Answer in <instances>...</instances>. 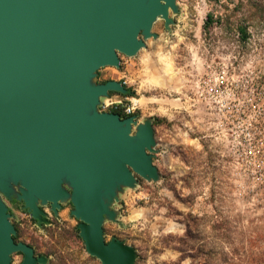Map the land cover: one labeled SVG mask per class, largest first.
<instances>
[{
    "label": "rangeland",
    "instance_id": "1",
    "mask_svg": "<svg viewBox=\"0 0 264 264\" xmlns=\"http://www.w3.org/2000/svg\"><path fill=\"white\" fill-rule=\"evenodd\" d=\"M176 4L173 22L166 26L159 17L156 37L134 56L120 54L119 67H101L94 78L125 82L131 94H110L134 101L139 121L152 119L159 171L157 180L138 176L134 187L119 192L112 205L117 216L105 220L104 237L131 244L134 264H251L264 251V0ZM209 91L226 99V118L204 101ZM243 110L253 116L242 119L257 146L253 158L232 135ZM2 196L15 240L45 255V264H102L87 252L70 200L57 213L43 205L40 221L16 195ZM22 259L13 253L11 264Z\"/></svg>",
    "mask_w": 264,
    "mask_h": 264
},
{
    "label": "water",
    "instance_id": "2",
    "mask_svg": "<svg viewBox=\"0 0 264 264\" xmlns=\"http://www.w3.org/2000/svg\"><path fill=\"white\" fill-rule=\"evenodd\" d=\"M176 0H0V264H45V255L16 241L3 196L16 195L43 220V205L57 213L70 200L89 254L102 264H134L135 248L106 240L119 192L137 177L159 178L153 163L151 118L100 111L102 97L126 94L121 80L96 82L97 70L119 67L168 26ZM17 187V189H16Z\"/></svg>",
    "mask_w": 264,
    "mask_h": 264
},
{
    "label": "built area",
    "instance_id": "3",
    "mask_svg": "<svg viewBox=\"0 0 264 264\" xmlns=\"http://www.w3.org/2000/svg\"><path fill=\"white\" fill-rule=\"evenodd\" d=\"M125 83V82H123ZM203 99L207 103V105L211 108L212 113L216 114L221 119L226 118L225 116V111H229V107L227 106V101L225 98H220L215 96L214 94H211L209 91L208 94H203ZM236 105V104H234ZM99 110L100 111H115L117 112L118 110H122V115H130L135 112V102L132 101L131 103L124 102L123 99L120 97L118 93H113L109 94L108 96L104 97L101 100V103L99 105ZM237 111V109H236ZM238 116L236 118H239V120L235 119L236 121L233 120V125L231 129L233 130V136L234 137V144L235 145H241L242 148L244 149V155L246 157H255L256 156V148L257 146L254 143V138L251 134V131L246 128H243L242 126V119L243 118H249L253 117L252 112H245L240 111L236 112ZM222 125H223V120H222ZM241 133V137L236 139V135L238 133Z\"/></svg>",
    "mask_w": 264,
    "mask_h": 264
},
{
    "label": "trees",
    "instance_id": "4",
    "mask_svg": "<svg viewBox=\"0 0 264 264\" xmlns=\"http://www.w3.org/2000/svg\"><path fill=\"white\" fill-rule=\"evenodd\" d=\"M209 18L210 19H207L206 20L205 25H208L209 24V22L211 20V16H209ZM242 32L244 33V37H246L247 36V33H246V30L244 28H242ZM131 93H132V91L129 90L128 93H126L125 95H129ZM117 112L122 113V110H118ZM227 258L228 259L226 260V262L229 263L230 257L227 256ZM251 264H264V251H259L258 253H255V255L251 258Z\"/></svg>",
    "mask_w": 264,
    "mask_h": 264
}]
</instances>
